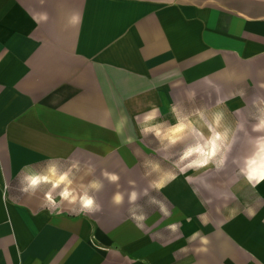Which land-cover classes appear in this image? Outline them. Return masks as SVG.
Here are the masks:
<instances>
[{"label": "crops", "instance_id": "1", "mask_svg": "<svg viewBox=\"0 0 264 264\" xmlns=\"http://www.w3.org/2000/svg\"><path fill=\"white\" fill-rule=\"evenodd\" d=\"M48 1L42 48L34 34ZM205 77L224 84L227 99L264 98V0H0V264H264V211L249 219L240 204L218 207L213 187L184 180L152 191L168 215L153 210L138 226L124 207L123 224L96 231L89 215L53 216L39 199L7 193L24 165L68 160L76 147L101 162L136 160L114 132L123 101L134 104L127 117L137 129L150 104L163 117L171 91L185 97ZM255 189L264 196V182ZM147 199L138 201L145 211ZM194 232L210 239L207 253L189 243Z\"/></svg>", "mask_w": 264, "mask_h": 264}, {"label": "clouds", "instance_id": "2", "mask_svg": "<svg viewBox=\"0 0 264 264\" xmlns=\"http://www.w3.org/2000/svg\"><path fill=\"white\" fill-rule=\"evenodd\" d=\"M48 19V14L43 12L39 14L37 22H47ZM81 20V15L74 12L68 17L67 23L76 27ZM204 81L218 94L214 110L202 105L189 111L178 104H173L170 111L175 123H170L160 118L158 106L150 104V110L135 117L140 135L145 139L154 137L157 154L171 165L165 168L159 159L144 158L142 161L144 175L153 177L148 181L147 187L140 189L136 181L130 179L128 181L130 190L121 191L119 190L121 177L116 172L102 169L100 176H96V166L90 161L82 164L75 158L68 160L51 158L39 167L30 164L23 166L18 175L19 192L29 199H39L40 207L47 209L53 216H61L64 212L90 215L102 210L99 194L104 191L106 181L117 187V191L111 197L112 204L120 208L127 202L128 213L139 226L147 215L144 207L138 203L142 197L148 198L146 202L150 207L155 206L162 214L168 215L169 210L165 201L151 195V192H161L177 178L178 173L202 170L220 173L227 168L231 159L232 164L237 166L238 175L249 185L255 187L264 182V98L256 97L253 100L254 122L249 132L246 120L237 119L235 122L228 120L226 108L221 107L224 100L219 95V87L208 77H205ZM195 98L196 93L193 90L188 99L194 101ZM108 115H111V110L108 111ZM127 124L128 117L121 116L114 132L121 138L122 143L131 144L134 137L125 135ZM241 134L248 137L249 149L243 156H233L234 149L240 143ZM186 219L190 222V217ZM171 229L175 231L176 225H171ZM197 241L200 247L195 251L207 253L210 239L199 232H194L189 237V243Z\"/></svg>", "mask_w": 264, "mask_h": 264}, {"label": "rangeland", "instance_id": "3", "mask_svg": "<svg viewBox=\"0 0 264 264\" xmlns=\"http://www.w3.org/2000/svg\"><path fill=\"white\" fill-rule=\"evenodd\" d=\"M61 1L59 2V4ZM50 10V1L47 2L46 6L45 4H42V11L49 13ZM74 12L76 10H80V2L78 4L74 3ZM29 11L33 12V9H30ZM42 12V13H43ZM65 14V13H64ZM60 28V24L58 25ZM45 26V22H42V29L34 34V37L37 38V41L42 42V48L48 47V43L51 41L50 38V31L48 30V27ZM28 40V39H27ZM44 43L46 45L44 46ZM41 48V49H42ZM41 54L44 52L43 50L39 51ZM48 85L50 83H47ZM56 84L57 86L65 85L69 83H52ZM36 84L34 82H25L21 83V86H24L28 89V91H33L34 86ZM199 85V84H198ZM215 85V83H214ZM220 89L219 95L224 100V104L221 105V107L226 108L227 110V117L228 120L231 122H235L237 119L246 120L247 126L249 132L251 131V124L254 122L252 120V116L255 112V108L253 107V100L252 98H249L248 96L245 97H234L227 99V89L224 84L217 85ZM47 88V87H46ZM40 89V88H39ZM143 90L141 93L145 92V88L143 87ZM196 93V98L194 101H190L188 99V96L190 93H187L185 97L178 96L177 91H171L170 97H165L164 100H168L170 102L169 110L168 112L164 113V116L160 117L162 120H167L170 123H175V119L170 111L171 106L173 104H178L182 106L186 110H192L193 108L200 107L202 105L208 106L210 109H215L216 100H217V92L212 88L209 87L208 84H200V86L196 87L194 90ZM249 91L253 92L251 89ZM149 99V98H148ZM145 98L138 99V109L142 108V102H145ZM155 102H163L162 99L153 98ZM252 102V103H251ZM134 104L129 101L125 100L123 101L122 109H125L127 111L126 115L129 117V110L135 109ZM108 132V131H107ZM125 135L133 136L134 140L131 144H128L127 147L135 154L136 160L132 162H128L127 160H124V157L120 160L115 161H106L101 162L96 159H93L94 156H87L83 153H81V148L76 147L74 150V153L72 154L71 158L79 159L82 164L85 162H91L96 166V176H100V172L102 169H107L112 172H116L120 175V189L121 191H124L126 188H130L128 181L134 180L136 181V185H148V181L152 179L153 177H145V169L142 167V161L144 158H153V159H159L162 166L165 168L170 167V162L161 159L160 155L157 154L156 148L157 144L154 141V137H149L148 139H145L142 137L139 133L138 127L137 129L134 128L132 124H127L125 129ZM255 135V134H253ZM150 140H153L150 142ZM248 137L241 134V140L240 143L237 144L236 148L234 149L233 156H243L249 149V145L247 143ZM205 172L207 174H205ZM134 174V176H133ZM140 174H142L143 177H139ZM133 177V178H131ZM185 180V182H184ZM182 181L189 186H203V187H213V191H218L217 195H211L217 198L216 201L218 203V207H221L222 204L226 203H234L235 206H239V204L246 210L244 213L245 215L248 213L247 218L251 219L255 213L264 211V199L261 198V194L256 193L255 187L249 185L243 177L238 175V169L237 166L232 164L231 159L229 160L227 168L220 173H216L214 170H202L201 172H192L189 171L185 174H177V178L171 182L167 187H171L172 185H178L181 184ZM18 180H14L9 188H7V193L9 196L15 198V200L21 201L23 200L24 194L20 193L18 190ZM117 191V187L112 184H108L105 181V189L102 193L99 194V200L102 204V210L100 212H97L95 214H90L89 217L91 220L96 222L95 231L97 230L99 223L102 225V229L104 228H110L114 226H120L125 222L123 221V213L122 210L125 207V217L128 219H132L131 216L128 213V207L127 204H124L123 207H116L112 204L109 205L106 198L109 196H112L113 193ZM154 192V191H153ZM153 196H157L159 199L165 201L168 208L171 207L170 204L167 203V201L159 194H152ZM199 196V195H198ZM203 197L209 196V195H202ZM264 197V196H262ZM202 203L204 204V199H201ZM142 205H145V200L143 199L141 201ZM204 206L208 209L209 207L204 204ZM146 214L152 212L153 210L157 211L159 208L155 206H148ZM73 214V213H71ZM82 214H73L72 216H78ZM133 220V219H132ZM128 222V221H127Z\"/></svg>", "mask_w": 264, "mask_h": 264}]
</instances>
